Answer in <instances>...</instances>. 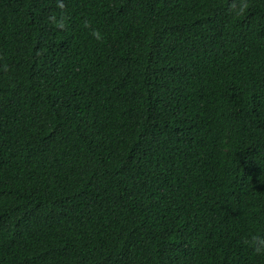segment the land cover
<instances>
[{"label":"trees","instance_id":"obj_1","mask_svg":"<svg viewBox=\"0 0 264 264\" xmlns=\"http://www.w3.org/2000/svg\"><path fill=\"white\" fill-rule=\"evenodd\" d=\"M0 264H264V0H0Z\"/></svg>","mask_w":264,"mask_h":264}]
</instances>
